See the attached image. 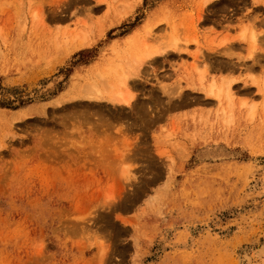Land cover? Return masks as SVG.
<instances>
[{"label": "rangeland", "instance_id": "rangeland-1", "mask_svg": "<svg viewBox=\"0 0 264 264\" xmlns=\"http://www.w3.org/2000/svg\"><path fill=\"white\" fill-rule=\"evenodd\" d=\"M0 264H264V0H0Z\"/></svg>", "mask_w": 264, "mask_h": 264}, {"label": "bare ground", "instance_id": "bare-ground-1", "mask_svg": "<svg viewBox=\"0 0 264 264\" xmlns=\"http://www.w3.org/2000/svg\"><path fill=\"white\" fill-rule=\"evenodd\" d=\"M246 37V31H243V33H241V37L242 38H245ZM246 39V38H245ZM253 40H254V37L252 38ZM85 41V40H84ZM76 43V42H75ZM83 44V43H82ZM78 45V44H77ZM82 46V45H81ZM78 47V46H77ZM150 50V49H149ZM154 52L156 53L157 51L156 50H151V51H145L144 53L142 52L141 54H137L136 56H138V57H136L137 58V61H138V65H141V64H143V62L145 61L144 59L145 58H147V57H150L152 54H154ZM132 53V52H131ZM130 60V59H129ZM136 60V59H135ZM131 61V60H130ZM136 61V62H137ZM137 64V63H136ZM119 67V66H118ZM116 68V67H115ZM114 68V69H115ZM113 68H111L110 70L113 72V70H112ZM110 70H108V72L110 71ZM104 71V70H103ZM120 71V70H119ZM121 71H122V69H121ZM110 73V72H109ZM113 74H115L114 72H113ZM123 74V73H122ZM121 74V75H122ZM120 75V76H121ZM139 75V74H138ZM111 76V75H110ZM108 77V76H107ZM109 78V77H108ZM111 79V78H110ZM126 77L125 76H122V78L120 79V80H117L116 81V84L118 83L119 85H117V87L119 86L120 87V85H123V86H126L125 84H126ZM140 79V78H139ZM111 81V80H110ZM112 82H113V80H112ZM115 84V83H114ZM223 84V83H222ZM108 85V84H107ZM215 84L214 83H211L210 85H209V88H208V91H206V94L209 96V97H212L213 99H217V100H220L221 98V94H222V91L217 87V89H216V85L214 86ZM224 85V84H223ZM109 86H111L110 84H109ZM116 87V86H115ZM225 89L224 90H226L227 91V93L229 94L230 92H229V88H230V83H226L225 84ZM103 88V87H102ZM72 89V88H71ZM110 89H111V87H110ZM123 89H124V87H123ZM122 89V90H123ZM104 91V90H103ZM117 91V90H116ZM124 91V90H123ZM123 91H120L119 89H118V91L117 92H115V93H113V94H109L107 91V93L105 92V94L107 95V94H109L110 96H106V95H104V93H102V89L100 88V86H98V85H94V86H90V88L88 87V88H86L85 89V91H83V92H85V96H87L88 98H86V99H88L89 101H94L95 103H98L97 105H102V104H99V103H103V102H105V103H110V104H112V105H114V106H130V107H132V105L134 104V101L136 100V96L134 97V95H132V94H130V93H128V91L127 92H123ZM182 91V90H181ZM181 95V94H180ZM183 95V94H182ZM185 96V95H184ZM183 97V96H182ZM228 97L230 98V96L228 95ZM221 101V100H220ZM230 101V100H229ZM133 103V104H132ZM224 109V108H223Z\"/></svg>", "mask_w": 264, "mask_h": 264}, {"label": "crops", "instance_id": "crops-1", "mask_svg": "<svg viewBox=\"0 0 264 264\" xmlns=\"http://www.w3.org/2000/svg\"><path fill=\"white\" fill-rule=\"evenodd\" d=\"M235 40H236V41H241V40H239V39L236 38V35H235Z\"/></svg>", "mask_w": 264, "mask_h": 264}]
</instances>
